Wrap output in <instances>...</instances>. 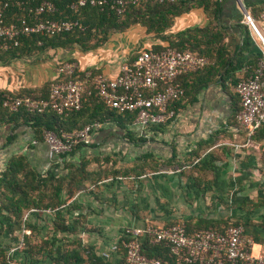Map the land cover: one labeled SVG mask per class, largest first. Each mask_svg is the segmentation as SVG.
I'll return each mask as SVG.
<instances>
[{
  "label": "crops",
  "instance_id": "obj_1",
  "mask_svg": "<svg viewBox=\"0 0 264 264\" xmlns=\"http://www.w3.org/2000/svg\"><path fill=\"white\" fill-rule=\"evenodd\" d=\"M177 2L186 3L190 8L175 17L172 27L164 35L168 38L188 30H206V37L197 36V39L210 66L196 76L183 79L187 84L186 97L175 109L176 117L167 124L150 126L143 132L133 127V141L130 142L114 120L116 118L108 116L105 108L93 101L87 103L84 112L63 117L53 112L41 116L29 115L24 110L10 112L0 103V173L11 157L25 155L41 172L58 160L61 168L80 166L85 162L88 177L94 172L107 173L109 177L97 184L87 180L85 188L69 201L68 205H72L66 216L70 229L73 222L79 220L71 232H56L54 227L53 230H41L31 239L32 244L41 243L47 235H57L64 242L58 244L59 250L73 255L79 250L73 242L81 239L83 245L92 247L102 257L119 243L124 228L139 225V220L143 219L140 216L155 215L163 205L172 203L176 196L173 188L185 189L181 191V197L187 200L192 194L191 189H195L196 197L202 190L213 187V181L217 183L218 177L206 179L204 176L220 166L221 157H215L220 147H224L222 152L226 156L233 152V161H239L241 167L247 169L248 163H252L254 146L249 147L251 139L236 120L240 109L236 86L264 62V48L245 22L246 13L260 20L264 0ZM169 45L168 39L159 38L142 25H134L112 35L103 47L86 53L77 51L72 56L81 70L93 69L114 78L122 63L131 60L140 50ZM57 52L51 50L46 54L13 59L7 64L0 62V94L47 98L51 83L58 77L57 65L69 56L68 53L62 56L63 59ZM95 115L106 121L101 129L91 134L89 145H80L63 157L57 158L51 153L43 137L45 130L70 132L93 123L89 119ZM244 139L248 141L241 146ZM108 157L113 159L109 164L104 162ZM123 162L131 165L120 167ZM141 166H151L152 170L148 167L149 170L139 176H120L121 170H139ZM188 170L190 173L186 175ZM249 171L246 170L243 177H235L234 181L252 177L253 172ZM254 180L251 178L244 185L245 196L250 198L257 196L250 194L255 184H259ZM44 216L53 220L54 212H46ZM246 230L248 234H252L251 231L258 236L254 254L263 252L264 233L257 234L255 227ZM21 235L23 240V236L31 235V231L25 229ZM13 259L18 264H55L46 255L27 256L24 252L14 254ZM108 260L123 264L124 252L112 253Z\"/></svg>",
  "mask_w": 264,
  "mask_h": 264
},
{
  "label": "built area",
  "instance_id": "obj_2",
  "mask_svg": "<svg viewBox=\"0 0 264 264\" xmlns=\"http://www.w3.org/2000/svg\"><path fill=\"white\" fill-rule=\"evenodd\" d=\"M27 1L33 0H0V52L18 46V39L22 36H56L71 32L79 24L74 20L49 17L59 12L57 0H40L39 5L30 6L21 19L9 23L4 20L3 13L11 3L24 5ZM177 1L69 0L68 6L75 12L90 6L109 9L117 16H123L132 6ZM245 22L264 48V12L259 21L246 13ZM208 63L207 58L192 50L180 51L171 47L160 51L142 49L136 58L122 63L116 77L98 73L94 77V90L113 110L134 113L132 125L143 132L150 126L165 125L176 117V110L170 106L186 93L178 79L205 68ZM78 69L77 62H63L58 66V81L52 84L47 98L27 94L8 96L3 107L10 112L25 109L34 115L53 112L61 117L81 111L85 81L73 77ZM236 92L240 98L236 120L251 138L264 124V62L250 77L237 84ZM101 128L102 123L96 121L72 132L46 131L44 140L55 157H63L80 145H89L91 134ZM122 237L126 248L125 264H165L159 258L146 255L144 246L147 244L169 247L179 264H264V251L254 254L255 235L248 234L244 226H229L224 231L201 229L189 234L184 224L159 226L145 222L124 228ZM23 245L21 240L9 250L8 264H18L13 255ZM117 250L118 245H113L102 257L110 259Z\"/></svg>",
  "mask_w": 264,
  "mask_h": 264
},
{
  "label": "trees",
  "instance_id": "obj_3",
  "mask_svg": "<svg viewBox=\"0 0 264 264\" xmlns=\"http://www.w3.org/2000/svg\"><path fill=\"white\" fill-rule=\"evenodd\" d=\"M39 3L40 0L27 1L24 5L11 3L9 8L3 13L4 20L7 23L15 22L27 14L30 6L36 7ZM69 3V0H57L56 4L59 12L49 17L55 20L69 19L78 21L79 24L77 27H75L71 32L56 36H45L42 34L22 36L18 39V46L12 47L6 52H0V62L7 64L13 59L32 57L37 54H46L51 50H68L75 47L80 48L81 51L86 53L103 47L112 35L124 32L134 25H142L147 28L148 32H154L159 38L165 40L168 39L170 45L166 47L175 48L180 51L192 50L205 57L199 49L200 40L197 39V36L202 38L207 32L206 30H188L168 38L164 35V33L172 27L175 17L189 10L190 7H188L186 3L149 2L144 5H137L128 8L123 16H117L109 9L101 10L90 6L84 7L75 12L69 9ZM166 47L152 49L154 51H160ZM136 56L131 58V60L136 58ZM63 62L64 61H61L57 67ZM69 62L76 61L73 59ZM208 66H210V62L205 68L197 72L184 74L178 79V82L182 84L186 93L182 99L171 104V108L177 110L179 103L186 97L187 84L183 81V79L187 76L198 75ZM88 72L91 73L90 76L87 75ZM97 74L98 71L93 69L76 70L73 77L85 81V91L82 97L83 108L79 112L68 114V116L84 112L87 103L93 101L97 105L105 108L108 116L116 118L114 120L120 126V129L126 133V139L132 142V124L135 119V114L128 111L117 112L110 108L107 103L96 95L94 90V77ZM57 81L58 77L51 83L50 88L52 84ZM13 95L14 94L10 93H1V106H3L4 100L8 96ZM21 110H24L27 114L32 116H41L38 114H31L25 109ZM89 120L92 122L98 121L102 123V125L105 123L104 121H106L100 119L97 115L91 116V119ZM83 127L74 130L81 129ZM46 131L54 130H45L43 132V137ZM54 132L60 134L64 131L58 130ZM250 139L252 142L264 144V124ZM144 159L147 160L148 158L144 157ZM112 161L113 159L111 157L104 158V162L107 164ZM98 163H100V159L98 160ZM84 164L85 162H82L80 166L71 165L67 167V165H65V167L61 168V163H59L58 160H55L49 169L41 172L33 167L28 157L25 155L13 156L8 160L5 168L0 173V235L7 234L10 237H14L15 234L22 233L25 229L31 231V235L23 236V250L19 249L15 254L19 255L24 252L27 256L46 255L49 259L55 262V264H114L108 259L97 255L92 247L83 245L81 239H76L73 242V245H77L79 249L75 251L73 255L67 251H63L61 248L59 250L58 244H63L64 242L60 240L57 235H47V237H45L39 244L31 243V239L34 238L37 233L40 234V231L43 230L40 225L33 221L34 216L39 218L46 212H54V219H51V221L56 232L61 231L69 233L72 228L77 226L79 220L74 221L73 227L71 225L72 228L70 229V222L66 216V214L70 212L69 207L72 205H68L69 201L78 191L85 188L87 180H91L94 184H97L104 178L108 177L107 173L102 172H94L93 176L88 177ZM114 164H116V162L111 165ZM148 167L149 166H141L139 170L136 168L121 170L120 176H139L149 169L150 171L152 170L151 166L149 169ZM152 168L155 169V167ZM26 214L27 217L25 218ZM211 221L212 220L200 219L198 221L199 224L197 225L182 221L174 222L170 225L184 224L189 234L201 229L209 228L224 231L229 226H254V224H251V221L249 220L246 221L245 225L241 222L228 221L222 226H216V224ZM206 222H210L213 225H209ZM65 239L68 240V237H65ZM255 239L257 242L258 236L255 235ZM15 241H17L18 244L21 241V238H15ZM66 243L68 244L67 241L65 242V245H67ZM117 245V252H124L123 264H125L126 248L124 247V237L119 239V243ZM7 248L8 251L6 250ZM144 248L146 255L149 257L159 258L165 264H179L178 259L172 254L170 248L163 244H147ZM10 249V247L0 245V264H8V254ZM53 249L56 250L53 251Z\"/></svg>",
  "mask_w": 264,
  "mask_h": 264
},
{
  "label": "rangeland",
  "instance_id": "obj_4",
  "mask_svg": "<svg viewBox=\"0 0 264 264\" xmlns=\"http://www.w3.org/2000/svg\"><path fill=\"white\" fill-rule=\"evenodd\" d=\"M57 51L59 52L60 57L69 53L67 59L64 57L65 60H61L64 62H69L74 59L75 57L72 56L74 52H83L78 47L68 50L59 49ZM69 57L72 58L70 59ZM247 141V139H244L240 143L241 146L247 143ZM249 145V147L254 146L252 149L255 155L252 163H248L249 166H247V169L243 168V166L241 167L239 161H233V152H229V155L226 156L222 152L224 147H220L217 154L214 152L217 155L215 156L216 159L221 157L218 162V165L220 166H218L213 172H207V175L204 176L206 179H211V177L215 176L218 177L217 183L216 181H213V187L209 186L207 189L202 190L201 194L196 197L193 193L195 189H191L190 192L193 195L189 194L190 196L187 200L181 197V191L184 192L185 189L179 190L173 188V193L176 196L173 198L172 203L163 205V209L158 211L155 215L149 214L147 216H140L141 218L143 217V219L148 218L149 220L140 219L139 225L149 222L159 226H165L181 221L197 225L199 224L198 221L200 219L212 220L211 222L216 224V226H222L228 221L241 222L245 225L246 221L249 220L254 226L247 225L246 227L248 230H252L255 227L258 231L257 234L264 233V144L251 141ZM228 164L230 167H228ZM129 165L131 164L127 162L120 163V167H127ZM249 169L253 172L252 177L249 176L246 180L242 178L241 180L234 181L235 177H243L246 170L250 173ZM189 173L188 170L186 175ZM251 178L255 179L254 183H259L255 184V188L250 192V194L253 195L257 194L254 198L245 196L247 193L244 185L245 182L247 181L248 183ZM49 218L50 217L44 215L39 218L34 216L33 221L40 225L45 231L53 230V224L51 220H48ZM206 223L213 225L210 222ZM249 233L253 234L251 231ZM254 234L256 235V233ZM22 235L21 233L15 234L14 237H10L7 234L0 235V245L10 247L12 244L17 243L15 238L20 239L22 238ZM6 250L8 251V248ZM7 251L6 253L8 254Z\"/></svg>",
  "mask_w": 264,
  "mask_h": 264
}]
</instances>
